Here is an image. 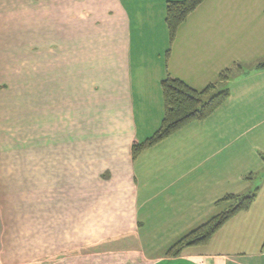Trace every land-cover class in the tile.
Returning <instances> with one entry per match:
<instances>
[{
  "label": "crops",
  "instance_id": "0c3cea01",
  "mask_svg": "<svg viewBox=\"0 0 264 264\" xmlns=\"http://www.w3.org/2000/svg\"><path fill=\"white\" fill-rule=\"evenodd\" d=\"M170 1L0 0V62L27 51L31 76L27 144L0 121V264H264V0H205L173 42ZM167 77L231 95L134 159ZM254 191L207 245L168 255Z\"/></svg>",
  "mask_w": 264,
  "mask_h": 264
},
{
  "label": "trees",
  "instance_id": "16d2710c",
  "mask_svg": "<svg viewBox=\"0 0 264 264\" xmlns=\"http://www.w3.org/2000/svg\"><path fill=\"white\" fill-rule=\"evenodd\" d=\"M204 1L182 0L167 3L165 22L171 42L174 41L179 27ZM257 69L264 70V62L259 63ZM231 73V69L222 72L219 80H228ZM161 86L164 102L162 125L150 138L132 147L134 159H137L144 151L158 145L184 127L206 120L224 105L231 95L229 90L216 92L215 84H211L205 90L199 92L173 77L164 79ZM256 197V192L245 196H226L222 201H232L234 202L233 205L182 238L169 251L168 255L178 257L189 247L207 245L228 221L238 213L248 210Z\"/></svg>",
  "mask_w": 264,
  "mask_h": 264
},
{
  "label": "rangeland",
  "instance_id": "374dc122",
  "mask_svg": "<svg viewBox=\"0 0 264 264\" xmlns=\"http://www.w3.org/2000/svg\"><path fill=\"white\" fill-rule=\"evenodd\" d=\"M155 39L156 41L158 40V38ZM149 44H151V42H146L145 45L147 46ZM24 48V45H21L20 49ZM15 55L16 58H14L12 53H6L4 60L0 62V108L1 112H4V116L0 118V121L2 122L4 119V141L10 143L16 142L17 146H19L24 143L27 144L30 138L28 126V83L31 76L28 52L22 50ZM12 60L17 61V65L14 66L10 64ZM4 65L6 67H4ZM205 100H207V98H205ZM1 122L0 126L2 127ZM227 207L228 206L218 207L217 211H226ZM150 247L151 246H149V248Z\"/></svg>",
  "mask_w": 264,
  "mask_h": 264
}]
</instances>
